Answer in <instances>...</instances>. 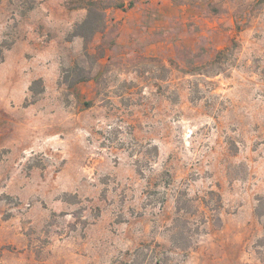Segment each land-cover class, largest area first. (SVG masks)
<instances>
[{
  "label": "rangeland",
  "instance_id": "1",
  "mask_svg": "<svg viewBox=\"0 0 264 264\" xmlns=\"http://www.w3.org/2000/svg\"><path fill=\"white\" fill-rule=\"evenodd\" d=\"M0 264H264V0H0Z\"/></svg>",
  "mask_w": 264,
  "mask_h": 264
},
{
  "label": "trees",
  "instance_id": "2",
  "mask_svg": "<svg viewBox=\"0 0 264 264\" xmlns=\"http://www.w3.org/2000/svg\"><path fill=\"white\" fill-rule=\"evenodd\" d=\"M88 16L83 22V26H88L90 29V32L93 33L96 30L100 29L103 26V12L98 11L97 17H92L93 13H95L97 10V3L95 2H89L88 4ZM81 25V26H82ZM80 35V34H79Z\"/></svg>",
  "mask_w": 264,
  "mask_h": 264
}]
</instances>
